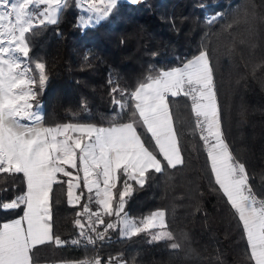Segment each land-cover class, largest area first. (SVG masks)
<instances>
[{"label":"snow or ice","instance_id":"obj_1","mask_svg":"<svg viewBox=\"0 0 264 264\" xmlns=\"http://www.w3.org/2000/svg\"><path fill=\"white\" fill-rule=\"evenodd\" d=\"M119 2L74 0L76 9L87 14L78 18L77 26L83 30L99 25L114 14ZM72 3L0 0V185L8 177L17 176L22 177L24 185L20 194L0 201V210L22 209L23 213L0 222V264H36L35 251L48 243L57 247L83 243L95 248L98 241L110 239V231H118L122 239L145 233L150 244L165 242L169 249L181 250L189 235L185 231L178 235L170 229L167 209L132 217L126 205L148 185L153 173L165 176L167 186V170L185 164V123L192 134L199 133L203 142L214 178L210 188L226 197L242 225L246 260L249 264H264V192L253 186L246 163L226 140L215 80L221 57L232 58L245 46L250 55L255 54L256 45L251 41L257 35L258 22L264 24V16L258 14L253 0H244L232 12H218L207 18V25H219L216 44L205 33L197 54L180 60L176 66L150 64L130 88L121 87L119 77L110 73L109 94L115 107L113 115L104 121L97 123L90 118L85 105L82 113L69 111L64 119L47 124L41 97L51 77L46 61L30 55L35 46L33 38L37 30L58 25ZM261 68L264 58L252 64L253 78ZM180 96L191 101L194 119L183 114L172 99ZM64 183L67 203L80 206L73 221L79 235L71 240L53 231V185ZM58 264L128 261L119 253L107 261L96 254Z\"/></svg>","mask_w":264,"mask_h":264},{"label":"trees","instance_id":"obj_2","mask_svg":"<svg viewBox=\"0 0 264 264\" xmlns=\"http://www.w3.org/2000/svg\"><path fill=\"white\" fill-rule=\"evenodd\" d=\"M243 3L244 0H138L132 4L120 0L109 19L82 30L76 23L78 9L73 0L58 25L37 30L33 38L35 46L30 55L46 61L51 77L41 97L45 122L62 120L69 111L82 113L85 105L90 118L97 123L104 121L113 115L115 107L109 94L110 73L119 77L121 87L130 88L150 64L160 68L176 66L180 60L197 54L205 33L216 44L219 25H207V18L218 12H232ZM253 3L258 14L264 16V0ZM251 42L256 45L254 55L245 46L232 58H220L215 80L226 140L246 163L253 175V186L264 192V68L256 71L255 78L251 74L252 64L264 58V24L258 22L257 35ZM172 99L183 114L193 119L186 97ZM182 131L185 164L167 170V186L165 176L153 173L148 185L126 205L132 217L157 208L167 209L170 229L178 235L182 231L189 235L181 250H171L165 242L150 244L144 233L122 239L118 231H110V239L98 241L95 248L83 243L38 246L35 262L80 260L96 254L107 261L123 253L128 264H132L133 257L135 264H249L238 217L226 197L210 188L214 178L203 142L189 131L187 123L182 125ZM23 187L22 177H8L0 185L7 189L0 191V201L12 199ZM65 196L66 183L54 184L50 201L53 231L71 240L79 235L73 221L80 206L69 205ZM20 211L0 210V222Z\"/></svg>","mask_w":264,"mask_h":264},{"label":"crops","instance_id":"obj_3","mask_svg":"<svg viewBox=\"0 0 264 264\" xmlns=\"http://www.w3.org/2000/svg\"><path fill=\"white\" fill-rule=\"evenodd\" d=\"M190 105H191V102H190ZM190 110H191V108H190ZM205 154H206V152H205ZM206 158H207V154H206ZM209 167H210V165H209ZM72 171H74V170H72ZM82 175V174H81ZM64 179H65V181H67V177H63ZM23 189H24V187H23ZM66 201H67V184H66ZM93 207H95V206H93ZM153 210H155V209H153ZM152 211V210H151ZM23 213H22V209H21V211H20V213L18 214V215H16V216H13V217H10V218H7V219H4V220H2L1 222H3V221H7V220H11V219H15V218H18L20 215H22ZM130 216H131V214H129ZM145 215V214H144ZM112 219H114V217L112 218ZM119 233V232H118ZM145 234V233H144ZM148 236V235H147ZM148 239H149V236H148ZM58 262L59 261H54V262H49V261H36V264H58Z\"/></svg>","mask_w":264,"mask_h":264},{"label":"rangeland","instance_id":"obj_4","mask_svg":"<svg viewBox=\"0 0 264 264\" xmlns=\"http://www.w3.org/2000/svg\"><path fill=\"white\" fill-rule=\"evenodd\" d=\"M127 1V0H126ZM128 1H130V0H128ZM81 15H87L86 13H84V12H82V11H80V10H77V16H76V23L78 22V18L81 16ZM149 236V235H148ZM149 239H150V237H149Z\"/></svg>","mask_w":264,"mask_h":264},{"label":"built area","instance_id":"obj_5","mask_svg":"<svg viewBox=\"0 0 264 264\" xmlns=\"http://www.w3.org/2000/svg\"><path fill=\"white\" fill-rule=\"evenodd\" d=\"M187 98V97H186ZM188 99V98H187ZM189 100V99H188ZM190 101V100H189ZM191 102V101H190ZM194 119V118H193ZM197 134V136H199V133L197 132L196 133ZM82 202H85V201H82ZM85 219H86V217H85ZM102 229H103V226H100V230L102 231ZM87 257H92V256H89V255H86ZM86 256H83L81 259H83V258H85ZM80 259V260H81Z\"/></svg>","mask_w":264,"mask_h":264}]
</instances>
